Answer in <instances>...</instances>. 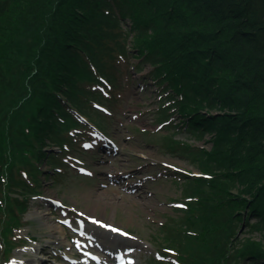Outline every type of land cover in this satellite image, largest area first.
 <instances>
[{"label": "trees", "instance_id": "obj_1", "mask_svg": "<svg viewBox=\"0 0 264 264\" xmlns=\"http://www.w3.org/2000/svg\"><path fill=\"white\" fill-rule=\"evenodd\" d=\"M116 50L137 60L136 71L149 64V78L163 87L186 131L213 135L205 171L213 176L207 183L214 203L203 190L191 192L202 208L198 214L191 208L194 219L181 232L202 224L186 244L196 248L189 256L200 259L196 264L227 263L221 240L237 226L264 228V0H0V229L6 244L29 210L48 143L61 142L67 116L74 117L71 106L87 107L78 99L85 83L98 80L93 66L113 76L108 68ZM15 187L23 189L22 201L12 197ZM203 241L204 257L197 245ZM237 256L257 264L264 246L247 240Z\"/></svg>", "mask_w": 264, "mask_h": 264}, {"label": "rangeland", "instance_id": "obj_2", "mask_svg": "<svg viewBox=\"0 0 264 264\" xmlns=\"http://www.w3.org/2000/svg\"><path fill=\"white\" fill-rule=\"evenodd\" d=\"M120 24L126 31L130 21ZM131 38L129 34L126 47ZM116 53L115 66L108 68L113 76L93 66L98 80L85 83L78 99L87 107L71 106L75 120L68 115L69 127H62L61 142L48 143V160L42 163L39 183L33 184L26 203L29 210L8 244L0 229V264H28L32 257H40L41 264L200 261L189 256L196 248L186 244L196 238L192 230H202V224H190L188 234L181 231L194 219L191 208L197 214L202 208L197 206L201 199L191 192L203 190L204 198L214 203L207 183L213 176L205 171V151L212 149L213 135L186 131L172 102L164 100L163 87L149 78V64L142 63L136 71V59ZM21 177L31 185L26 175H17ZM14 189L12 197L22 201L23 189ZM237 192L238 188L232 189ZM102 219L111 222L118 235L113 248L92 230L103 227ZM250 239L264 246V228L237 226L233 236L221 240L230 258L225 263L256 264L237 256ZM197 245L204 246V253L198 252L204 257L205 241ZM211 253L215 256L218 250ZM257 264H264V259Z\"/></svg>", "mask_w": 264, "mask_h": 264}, {"label": "bare ground", "instance_id": "obj_3", "mask_svg": "<svg viewBox=\"0 0 264 264\" xmlns=\"http://www.w3.org/2000/svg\"><path fill=\"white\" fill-rule=\"evenodd\" d=\"M97 209H98L97 207H92L91 211L95 212V211H97ZM102 221H103V219H102ZM98 222H99L98 224L101 223L100 220ZM102 223L104 224L103 227H101V228H99L98 226H97V228L93 227L92 230L94 231V233H96V235H100V237L105 239L104 243L106 245L113 248L116 245L115 240L119 239L118 235L115 232V228H114L113 224L109 221L104 220ZM41 261H42V259L40 257H38V258L32 257V258H28V260H27L28 264H41Z\"/></svg>", "mask_w": 264, "mask_h": 264}, {"label": "snow or ice", "instance_id": "obj_4", "mask_svg": "<svg viewBox=\"0 0 264 264\" xmlns=\"http://www.w3.org/2000/svg\"><path fill=\"white\" fill-rule=\"evenodd\" d=\"M117 231H120V229H117Z\"/></svg>", "mask_w": 264, "mask_h": 264}]
</instances>
